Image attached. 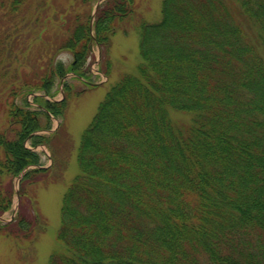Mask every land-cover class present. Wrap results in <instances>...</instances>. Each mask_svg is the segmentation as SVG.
<instances>
[{"label":"trees","instance_id":"trees-1","mask_svg":"<svg viewBox=\"0 0 264 264\" xmlns=\"http://www.w3.org/2000/svg\"><path fill=\"white\" fill-rule=\"evenodd\" d=\"M68 2L0 0V79L13 77L4 83L14 97L0 174L42 165L34 148L51 138L38 132L50 115L64 117L72 93L65 81V98L49 100L56 81L69 73L89 81L96 46L110 76L112 39L137 8L105 0L93 19ZM139 27L138 73L121 76L82 134L61 248L48 264H264V0H162L161 19ZM62 52L70 64L57 60ZM30 64L38 68L19 70ZM19 92H42L38 108L16 103ZM48 171H27L21 199ZM12 202L0 190V216ZM16 221L26 235L34 228L20 211L0 234Z\"/></svg>","mask_w":264,"mask_h":264},{"label":"rangeland","instance_id":"rangeland-1","mask_svg":"<svg viewBox=\"0 0 264 264\" xmlns=\"http://www.w3.org/2000/svg\"><path fill=\"white\" fill-rule=\"evenodd\" d=\"M67 1L74 4V10L77 12L94 11L97 4L96 1L92 6L84 5L77 0ZM67 1L57 0L55 3V0H51L55 3V6L62 3L67 4ZM135 12L131 18L119 24L118 32L112 39V47L107 57L111 63L108 78L101 71V69L105 70L107 68V62L106 60L102 61L97 46L94 47L92 56V61L95 62H91L90 74L88 73L90 83L93 82L95 85L91 86L89 81L76 79L72 73H69L67 81L72 84V93L69 97V106L66 113L64 117H50L49 129L51 131L45 129L39 132L42 135L50 136V144L34 148L40 154L42 166L47 167L49 171L38 174L35 182H29L26 186L28 195L24 196L23 199L20 196L19 200L16 195L18 177L5 173L0 174V190L13 192L12 207L2 216L5 220L9 221L12 218L13 220L11 222H1L12 223L19 212L22 211L27 220L34 223V228L31 229L28 235L22 231L19 232L18 221L9 227L8 232L10 234H0V264H48L52 253L61 248L58 240V230L61 224L63 196L79 172L77 156L82 134L95 116L99 104L104 100L112 86L121 79V76L126 73H138V66L142 60L139 50V26L144 21L155 23L161 19L162 0H137ZM26 55H28V52ZM57 60L70 64L72 56L69 52H62ZM19 64L22 63L15 62L11 68ZM23 68L31 73L32 69H36L38 66L20 67L19 70ZM13 74L14 72L10 75ZM8 78L12 80L13 77H7L6 79ZM6 79H0V132L8 127V102L14 99L10 93L9 84L4 83ZM20 82L21 77L19 76L15 80V85H20ZM61 83L62 79L56 81L54 99L60 100L64 97L61 92ZM38 94H42V92ZM33 98L32 94L26 95L25 92H19L15 100L18 104H25V100H27L32 109L38 108L33 103ZM172 116L179 123H187L190 118L188 115L176 112L172 113ZM43 122H45L44 118ZM27 145L30 147L29 144ZM36 214L38 217L40 216L37 226L34 218ZM15 231L19 235H16Z\"/></svg>","mask_w":264,"mask_h":264},{"label":"water","instance_id":"water-1","mask_svg":"<svg viewBox=\"0 0 264 264\" xmlns=\"http://www.w3.org/2000/svg\"><path fill=\"white\" fill-rule=\"evenodd\" d=\"M102 1H103V0H100V1L97 3V5H96V9L98 8V6L100 5V3H101ZM26 170H27V169H26ZM26 170H24V171L22 172V174L18 177L17 185L19 184L21 178L24 176ZM16 192H17V196L19 197V190L17 189ZM0 220H3V219L0 217Z\"/></svg>","mask_w":264,"mask_h":264}]
</instances>
